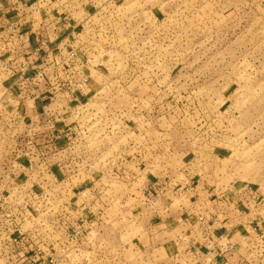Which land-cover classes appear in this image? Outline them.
<instances>
[{
  "label": "rangeland",
  "instance_id": "374dc122",
  "mask_svg": "<svg viewBox=\"0 0 264 264\" xmlns=\"http://www.w3.org/2000/svg\"><path fill=\"white\" fill-rule=\"evenodd\" d=\"M88 1L71 22V36L64 38L76 53V69L71 68L75 76L95 83L94 94L86 102H76L92 114L81 124L94 126L82 135L81 147L86 146L81 149L91 157V162L79 165L82 184L94 183L96 191H103L109 158L116 170L122 161L115 157L119 149L114 146L137 140L146 147L152 141L166 147L170 142L177 157L163 161L162 169L181 170L188 166V158L182 160L185 153L197 162L200 155L205 164L193 162L190 175L200 177L202 188L220 192L235 186L247 197V191L255 193L257 204H264V0ZM31 71L27 67V83L37 87ZM11 75L1 70L0 82L10 81ZM4 90L0 86V98ZM122 106L134 111L123 116L118 111ZM129 163L121 171L131 170L137 179L125 184L113 180L110 192L113 198L120 195L115 199L123 205L120 208L130 210L127 220L119 223L111 215L119 204L105 214L82 206L80 219L87 223L78 229L73 264H104L119 251L128 264H137L136 251L142 245L148 251L142 211H131L140 203L135 195L140 197L138 191L145 188L147 171ZM5 170L0 169V188L7 191L11 184ZM197 179L187 181L192 185ZM172 195L167 194L173 209L191 207L198 198L193 192ZM153 198L156 195L149 200ZM240 200L252 212L253 204L247 206L241 196Z\"/></svg>",
  "mask_w": 264,
  "mask_h": 264
},
{
  "label": "crops",
  "instance_id": "0c3cea01",
  "mask_svg": "<svg viewBox=\"0 0 264 264\" xmlns=\"http://www.w3.org/2000/svg\"><path fill=\"white\" fill-rule=\"evenodd\" d=\"M87 2L0 0V71L13 73L10 81L0 82L5 89L1 93L4 97L0 98V169H7V182L11 184L7 191L0 188V211L26 202V213L33 222L52 207L51 217H47L49 220L58 221L59 216L68 215L69 221L75 225L87 223V220L80 219L82 206L83 209L94 207L105 214L119 204L117 213L114 215L111 212V215L115 221L125 223L130 210L128 207L120 208L123 205L118 202L119 199L115 200L120 195L115 194L113 198L110 192L113 180L125 184L124 181L136 178L131 170L121 171L130 166L129 162H135L144 166L147 181L145 188L138 191L140 197L135 195L140 203L131 211H142L145 219L143 233L146 231L149 234L148 251L143 245L136 251L137 264L143 261L147 264H264V206L256 203L252 212H240L239 207L242 206L237 198L241 191L235 186L220 192L202 188L200 177L190 175L193 162L205 164L200 155L197 162L191 160L190 153L183 152L185 156L182 160L188 158V166L169 172L160 165L177 157L172 143L168 142L165 147L152 141V145L146 147L144 142L134 140L128 142V146H114L119 149L114 155L116 158L120 156L122 167L117 166L116 170L112 164L114 159H111L112 156L109 158L110 173H103V191H96L98 188L94 183L82 184L79 165L91 160L82 151L86 146L81 147L82 135L89 133L94 126L81 124L92 114L85 113L89 108L83 109L84 106L79 107L76 102H86L94 94L92 88L95 83L90 78L75 76L71 69H76L74 61H62L73 46L67 44L68 40L64 38L71 36V22L77 20L82 13L80 7ZM12 25L20 27L17 39L10 38L9 27ZM11 49L15 50L14 55L10 54ZM59 54L63 55L61 59ZM27 67L34 70L31 73L34 80L39 81L37 87H33L35 83H27ZM20 70L25 74L23 77H18ZM37 72H41L42 76H36ZM20 79H23L22 83H19ZM84 86H87L88 93H85ZM118 111L124 116L132 113L134 108L122 106ZM52 130L62 136L55 146L50 139ZM108 148L114 152L110 146ZM131 154L133 159L129 158ZM195 178L198 179L192 185L188 183V179ZM175 191H185V194ZM192 192L198 198L191 207L172 208L173 199L167 196L168 193L183 197ZM155 195L156 198L150 201L149 198ZM108 223L112 222L106 221ZM15 230L0 223V238ZM230 244L235 246L233 251H227ZM119 253L117 257L110 255L111 258L104 264H128L123 251ZM0 264H4L1 257Z\"/></svg>",
  "mask_w": 264,
  "mask_h": 264
},
{
  "label": "built area",
  "instance_id": "2783aa9c",
  "mask_svg": "<svg viewBox=\"0 0 264 264\" xmlns=\"http://www.w3.org/2000/svg\"><path fill=\"white\" fill-rule=\"evenodd\" d=\"M19 28L16 25L9 27L11 39H17ZM68 51L62 63H66L69 60L74 61L75 50L71 48ZM10 54L14 55L15 50L11 49ZM35 75L38 77L42 76L41 72H37ZM50 139L55 146L56 142L62 139V136L52 130ZM247 194L251 197L242 194L240 196L245 198L247 206L252 203L254 205L252 208H256L257 195L248 191ZM262 200L264 201V199ZM45 203L46 199L43 201V205ZM27 205L28 203L25 202L13 209L0 211V223L3 222L6 227L16 228L13 233L0 238V257L4 259V264H17L18 261H22L21 264H73L71 253L76 250L75 247L79 235L78 229L80 228L78 226L81 223L74 225L69 221L68 215L66 217L65 215L59 216V222L49 220L47 217H51L50 211L52 207L47 209L46 217L33 222L29 214L26 213ZM257 205L264 206V204L261 205L259 203ZM239 208L241 211L247 210L243 207ZM56 235L59 237L58 239L53 238ZM234 249L235 246L230 244L227 251H233Z\"/></svg>",
  "mask_w": 264,
  "mask_h": 264
}]
</instances>
